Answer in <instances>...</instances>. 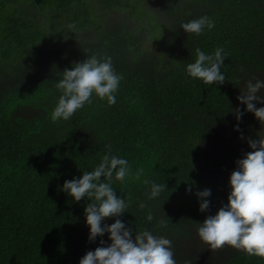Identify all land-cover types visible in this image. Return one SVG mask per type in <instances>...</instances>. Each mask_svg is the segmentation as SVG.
I'll list each match as a JSON object with an SVG mask.
<instances>
[{"label": "trees", "instance_id": "obj_1", "mask_svg": "<svg viewBox=\"0 0 264 264\" xmlns=\"http://www.w3.org/2000/svg\"><path fill=\"white\" fill-rule=\"evenodd\" d=\"M204 15L214 26L200 35L179 27ZM217 47L227 53L223 83L187 76L195 49ZM93 54L110 56L122 76L116 102L93 95L71 119L52 122L63 69ZM255 79H264V0H0V264H78L100 239L111 242L107 233L88 241L87 199L61 190L99 163L105 145L133 173L144 169L141 180L112 181L128 202L119 219L170 239L176 264H264L227 244L210 250L196 232L227 203L229 174L211 164L220 143L235 141L232 109L264 139L236 99ZM143 179L166 187L148 199ZM204 188L211 196L201 212L195 193Z\"/></svg>", "mask_w": 264, "mask_h": 264}, {"label": "clouds", "instance_id": "obj_2", "mask_svg": "<svg viewBox=\"0 0 264 264\" xmlns=\"http://www.w3.org/2000/svg\"><path fill=\"white\" fill-rule=\"evenodd\" d=\"M213 26L214 22L206 15L179 24L186 34L195 35ZM226 57L222 47L208 54L197 48L195 60L185 66V72L203 84H221L225 80L221 66ZM121 79L110 56L93 54L73 62L71 68L63 69L55 84L60 95L50 113L51 121L71 119L78 109L92 102L93 95L108 105L114 104ZM261 89H264V79H255L254 83L249 80L245 90L240 89L241 94L236 97L245 106L244 111L252 112L260 124L264 123V96L258 95ZM254 101L260 102L261 106L256 107ZM232 111L239 122L243 112L239 107ZM234 128L239 130V123ZM241 138L246 139L251 151L235 160L236 166L228 177L227 203L222 202L214 214L206 215L196 232L210 250L227 244L238 251L264 258V139ZM104 147L107 151L91 171H83L78 178L65 180L61 186L73 201L82 198L88 201L84 207L88 241H95L105 233L111 241L106 243L100 239L99 246L86 251L78 264H176L170 239L154 235L147 229L136 232L135 228L126 226L119 219L128 202L117 194L112 181L124 182L126 178L141 180L144 169L138 168L133 173L127 159L111 154L110 145ZM142 182L149 185L148 199L157 198L166 187L147 179ZM186 191H191V188H186ZM195 195L198 197V210L207 211L211 189L197 190ZM109 217L114 218L113 222L105 223V218ZM147 219L151 220V215Z\"/></svg>", "mask_w": 264, "mask_h": 264}, {"label": "rangeland", "instance_id": "obj_3", "mask_svg": "<svg viewBox=\"0 0 264 264\" xmlns=\"http://www.w3.org/2000/svg\"><path fill=\"white\" fill-rule=\"evenodd\" d=\"M143 8L144 7L142 6V4L139 3V15L142 14ZM237 123H239V130H236L234 126L230 130V133L235 136V141L234 142L223 141L222 143H220L223 146V152L220 154V157H218V159L211 164L212 169L218 170L226 175L227 174L230 175L231 171L234 170L236 166V165L233 166L235 160L241 158L243 153L251 151V149L249 148L246 142V139H242L241 137L243 136V137L257 139L254 136L249 123L243 121H239V122L237 121L235 125ZM262 125L264 126V123H262Z\"/></svg>", "mask_w": 264, "mask_h": 264}]
</instances>
